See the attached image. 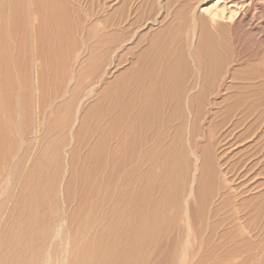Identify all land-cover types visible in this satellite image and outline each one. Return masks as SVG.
Returning a JSON list of instances; mask_svg holds the SVG:
<instances>
[{
	"label": "bare ground",
	"instance_id": "1",
	"mask_svg": "<svg viewBox=\"0 0 264 264\" xmlns=\"http://www.w3.org/2000/svg\"><path fill=\"white\" fill-rule=\"evenodd\" d=\"M141 1L78 21L80 45V0H0L4 260L147 264L186 233L180 264H264V0ZM136 23L148 32L123 57ZM112 53L128 66L114 77Z\"/></svg>",
	"mask_w": 264,
	"mask_h": 264
},
{
	"label": "rangeland",
	"instance_id": "2",
	"mask_svg": "<svg viewBox=\"0 0 264 264\" xmlns=\"http://www.w3.org/2000/svg\"><path fill=\"white\" fill-rule=\"evenodd\" d=\"M87 1V2H86ZM91 1L92 0H83V1H81L80 0V3L78 4L80 7H81V9H79L80 7L79 6H77V4H76V6L74 7V8H78V10L76 9H74V8H70V11L68 12V15L71 17V18H74L73 20H74V22L73 23H75V26H74V24L72 23V22H70L71 23V25H72V29H74V31H75V37L73 36V38L75 39V40H73L74 42L76 41V38H77V41L76 42H78V43H80L81 41H82V37H84V32L86 31H84L83 30V34H78V29H79V26H80V24H79V22L78 21H82L83 20V23L85 24V25H88L87 23H92L93 22V17H96V18H94V21H96V19H97V16H98V18H107L108 19V17H109V15L111 14H114V12L116 11V13H118V14H115V15H113V16H111V20H114L115 18L117 19H115V21H121L123 18H127V15L128 14H130V12H132V13H134V11L137 9V7L140 5V3L142 2L141 0H128L127 1V3H126V5L124 6L123 4H122V2L121 1H125V0H121L120 2H119V0H117V2H116V0H114L115 2H112V4H110V7L108 6L107 7V5H105V4H103L102 5V3L100 4V6H97V10H95V7L94 6H92L91 5ZM161 1H163V0H161ZM83 3V4H82ZM122 4V5H121ZM83 6V7H82ZM121 6H123V7H125L126 9V11H124V9L123 8H121ZM98 7H100V10H98ZM106 7V8H105ZM93 8V9H92ZM121 8V10H123V11H121V10H119ZM160 8V6L158 7L157 6V9H159ZM106 9V10H105ZM117 9V10H116ZM73 10V11H72ZM75 10V11H74ZM104 10V11H103ZM108 10V11H107ZM100 11V12H99ZM93 12H94V16H93ZM104 14H103V13ZM109 12H113V13H110V14H108ZM122 12V13H121ZM106 13V14H105ZM124 13V14H123ZM90 14L92 15V17H90ZM97 15V16H96ZM108 15V16H107ZM117 15V16H116ZM81 16V17H80ZM86 16V17H85ZM101 16V17H100ZM116 16V17H115ZM119 16V17H118ZM77 17H78V19H77ZM83 18V19H82ZM77 19V20H76ZM84 19H85V22H84ZM131 20H130V22L132 21L133 22V20H134V22L137 20V16H136V14L134 15H132L131 16V18H130ZM71 21H72V19H70ZM87 20V21H86ZM162 20V21H161ZM81 21H80V23H81ZM91 21V22H90ZM159 21H160V23L162 22V23H165L166 22V20H165V16L164 15H162V16H160L159 17ZM133 22V23H134ZM256 23H264V19H261V20H259V21H257ZM78 24V25H77ZM137 24V23H136ZM142 25V26H141ZM141 25H134V26H132V27H130V30H129V34L131 35V36H133V39L130 41V42H128V41H126V40H124V41H126L124 44H123V50H122V55H123V53L125 52V53H127V51L128 50H126V48L127 49H133L135 46H136V44L135 43H137L138 42V38H139V36H142L143 34H145L146 32H148L147 30L149 29L148 28V25H146V24H141ZM160 26V25H159ZM159 26H157V27H159ZM75 27V28H74ZM87 27H89V26H87ZM86 27V29H88ZM148 28V29H147ZM262 28V30H260L261 32H264V25H263V27H261ZM77 29V30H76ZM132 29V30H131ZM241 31V30H240ZM78 34V35H77ZM81 35V36H80ZM80 41V42H79ZM136 41V42H135ZM77 43V44H78ZM240 43H241V46H242V49H241V52H240V56H242V57H250V56H255L256 54H257V52L262 48V45L261 44H259L258 42H256L252 37H248V36H246V37H242L241 39H240ZM80 45H81V43H80ZM126 45V46H125ZM135 45V46H134ZM135 49V48H134ZM126 50V51H125ZM124 53V54H125ZM248 54V55H247ZM116 55V56H115ZM126 55H123V57H125ZM87 57H88V53H87V51H85V52H83V54H81V56H80V59H79V61L77 62V64H75L76 66L73 68V70L74 71H76V70H78V68H79V66H81V63H83V60H86L87 59ZM111 58V59H110ZM110 58H109V61H110V64H113V65H111V67L109 68V70H111V76H115V75H117V73H119V72H123V70L125 69L126 70V68L128 67L127 66V64H124V65H122L120 68H118L117 67V54L116 53H112V55H110ZM72 62H74L73 60H72ZM80 63V64H79ZM116 64V65H115ZM77 65H78V67H77ZM113 66V67H112ZM115 66V67H114ZM106 68H108V67H106ZM105 68V69H106ZM68 75V74H67ZM71 92H72V89H71ZM89 92V90H82L81 91V96H80V100H81V98H82V96H84L85 94H87ZM223 94V93H222ZM70 95H68V97H69ZM213 97V96H212ZM211 98V97H210ZM67 99V98H66ZM69 100V99H68ZM68 100H64V101H68ZM80 100H77V102L75 103V106L73 107L74 109H75V112L77 111V113H78V111H79V113L81 114L82 112H83V110L85 109V108H87L88 106H90L91 105V103H92V100L91 99H86V101H80ZM81 102H82V104H81ZM80 104H81V106H80ZM84 106V107H83ZM79 108V109H78ZM78 113V114H79ZM252 140V139H251ZM259 181H261V179H259L258 180V182ZM264 181V180H263ZM261 190L262 189H258V191H254V192H249V193H246L245 195H243V197L245 198V197H247V196H249V195H251V194H254V193H256V192H261ZM180 237H179V236ZM177 235V233H170V235H169V237L168 238H166V240H164L161 244H159V246L157 247L158 249H156V251L154 252V254H153V256L151 257V259L147 262V264H178L180 261H181V258H182V256L185 254V252H186V250L185 249H190V248H188V246H185V248H183L184 247V245H187V242H185L186 240H184L185 238H186V233H182V235H183V237L181 236V233H179ZM181 238V239H180ZM183 238V239H182ZM180 240V241H179ZM182 241H184V242H182ZM185 243V244H184ZM176 246V247H175ZM182 246V247H181ZM196 247H192V249H195ZM77 251H78V253L79 252H81V250H79V249H77ZM76 251V252H77ZM183 251H184V253H183ZM207 251V250H206ZM1 250H0V254H1ZM75 252V253H76ZM187 252H190L189 250L187 251ZM224 252V253H223ZM223 252H221V256H219L218 258H217V260H215V261H213L212 263H211V261L210 260H208V264H223V263H221V262H217V261H222L221 259H226V261H230L229 259H234L231 255H229V254H227V251H223ZM226 252V253H225ZM205 253V252H204ZM206 254H208V251H207V253ZM3 255H4V252L1 254V256H0V260H1V258H2V260L0 261V264H4V262H6L5 264H12L11 262H9V260H4V257H3ZM223 255V256H222ZM226 255V256H225ZM209 255H207V257H208ZM228 256V257H227ZM232 257V258H231ZM178 258V259H177ZM61 261V260H60ZM64 263H63V262ZM61 262H59L60 264H71L69 261H68V259L66 258H64L63 260H62ZM209 261H210V263H209ZM67 262V263H66ZM58 262H55V264H59ZM227 262H225L224 264H226ZM23 264H25V263H23ZM180 264V263H179ZM227 264H238L237 262H233V261H231V262H229V263H227Z\"/></svg>",
	"mask_w": 264,
	"mask_h": 264
}]
</instances>
